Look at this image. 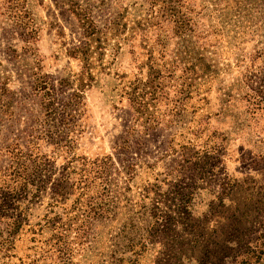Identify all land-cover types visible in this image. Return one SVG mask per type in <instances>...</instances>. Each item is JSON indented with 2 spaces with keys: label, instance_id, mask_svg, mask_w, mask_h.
Wrapping results in <instances>:
<instances>
[{
  "label": "rangeland",
  "instance_id": "rangeland-1",
  "mask_svg": "<svg viewBox=\"0 0 264 264\" xmlns=\"http://www.w3.org/2000/svg\"><path fill=\"white\" fill-rule=\"evenodd\" d=\"M0 200V264H264V0H0Z\"/></svg>",
  "mask_w": 264,
  "mask_h": 264
},
{
  "label": "trees",
  "instance_id": "trees-1",
  "mask_svg": "<svg viewBox=\"0 0 264 264\" xmlns=\"http://www.w3.org/2000/svg\"><path fill=\"white\" fill-rule=\"evenodd\" d=\"M155 2H158V0H155ZM178 3L180 4V1ZM165 9L170 10V16L173 19L172 20L173 23L175 24V28L174 29H176L177 32L179 30H181L182 32H186L187 24H189V23H187L188 19H186L184 17V13L181 14V11H179L177 6H175V3H174V5L171 8L167 7ZM79 19H80L81 26L84 29V33H83L84 38H87V41L83 42V46H81L80 49L76 51V53L77 54L81 53V56L83 57V60L88 63V58H89V54H90L89 49H90L91 41L93 40L92 38L97 37L98 38L97 41H100V39H101L100 34H103V32H101L90 19H88V18H86L84 16L83 17H79ZM111 28H112V25H110L108 29H111ZM162 53H159L161 58H163V54ZM150 54H151V56H150L151 58L150 59H152L153 52L151 51ZM157 89H158V86H153V88H152L153 93H155ZM133 94H136V92H134ZM147 94L148 93L145 92V94H142V95H140V94L134 95L132 97V99H133L132 101L133 102L137 101V103H139V105H141L142 102H138L139 98L144 99ZM22 167H23V165H21L19 163V169L16 168L15 171L13 172V173H16V175L18 177H20L18 180L21 179L22 173L20 172V168H22ZM4 212L5 211H1L0 215L1 216L4 215L3 214ZM7 212H8V210H6L5 213H7ZM2 245H3V243L0 244V246H2ZM65 251H66V247H64V246L61 249H58V252H60V253L61 252H65Z\"/></svg>",
  "mask_w": 264,
  "mask_h": 264
}]
</instances>
